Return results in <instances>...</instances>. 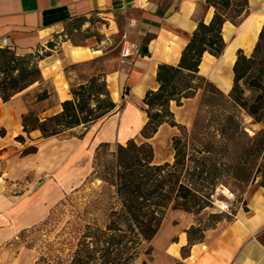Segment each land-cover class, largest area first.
I'll list each match as a JSON object with an SVG mask.
<instances>
[{"label":"trees","instance_id":"trees-1","mask_svg":"<svg viewBox=\"0 0 264 264\" xmlns=\"http://www.w3.org/2000/svg\"><path fill=\"white\" fill-rule=\"evenodd\" d=\"M230 1H209L215 14L210 24H205L204 20L198 22L190 42L182 51L179 64L159 65L157 81L160 87L155 92H147L144 97L147 121L143 125L141 137L145 141L138 143L135 139H130L126 144H116L114 150L112 144L101 143L95 150L93 167L98 168L96 173H100L103 182L114 189L109 210L103 214V223L96 220L85 221L88 211L81 212L79 215L82 216L77 217L69 232V253L66 254L63 249L60 254L48 250L36 264H134L153 249L149 247L147 250L146 245H151V241L161 230L167 212L175 209L187 213H193L194 209L203 210L211 203L218 185L216 181L220 177L249 184L261 180L259 185L264 186V130L254 133L250 138L252 146L247 152L253 166L260 159L254 172L241 166L243 157L236 165L224 164L225 169L221 170L217 166V158L214 157L217 149L212 142L201 149L193 148L194 154L189 157L187 145L182 144L179 138H174L173 164H157L153 146L148 141L157 135L163 124L178 126L175 113L170 108L171 102L175 101L181 106L183 100L193 98L202 88L201 85L194 86L196 81L205 83L209 88L207 103H217L220 96L232 108L244 109L256 124L264 122V27L251 57L240 50L234 65L235 86L228 96L199 74V65L206 53L214 56L223 54L225 41L222 30L225 22L237 23L227 13ZM240 8L236 12L237 18L247 11V0ZM28 57L17 56L10 47H0V95L3 102H9L12 97L41 79L39 61L44 57L38 58V64L31 63ZM243 80H247L249 90L257 94L251 103L241 85ZM71 95V99L62 103L61 112L53 116L40 119L31 111L23 115V132L31 135L34 131H39L43 138H53L75 128H88L87 126L112 115L118 108L117 103L111 99L105 75L93 76L73 88ZM45 97L47 94L41 95L38 101ZM123 108L124 105L119 107ZM228 124L229 128L223 131L226 133L229 129L233 130L231 138L238 132L246 134L234 115H229ZM6 135V130L2 128L0 137ZM16 140L25 143L23 135L17 136ZM37 152L38 147L31 146L22 155L28 156ZM223 152L230 154L227 146H224ZM102 205L104 202L97 199L94 203L86 204L85 209H98ZM51 220L52 218L40 227H32L31 230L20 233L27 241L28 248H32L34 244V241L31 242L32 236L50 225ZM198 230L199 228L190 230V242H193V231ZM259 238L264 244V231ZM142 264L150 263L144 260Z\"/></svg>","mask_w":264,"mask_h":264},{"label":"crops","instance_id":"crops-1","mask_svg":"<svg viewBox=\"0 0 264 264\" xmlns=\"http://www.w3.org/2000/svg\"><path fill=\"white\" fill-rule=\"evenodd\" d=\"M247 7L237 23L225 22L223 54L206 53L199 65V74L226 96L235 86L234 65L240 50L251 57L264 27V0H247ZM112 13L128 14L137 28L132 45L123 50L129 55L122 53L119 92L126 101L122 98L123 109L117 108L118 112L84 129V146L75 153L73 161L94 152L101 143L126 144L130 139L141 137L147 113L138 110V106L144 104L147 92L159 89V65L177 66L198 22L204 20L210 24L215 9L211 6L201 9L199 0H0V44L5 41L22 55L32 53L53 35L64 32L73 20ZM61 50L39 61L42 74L39 82L9 102H3L0 96V128L9 129L8 122L13 123V128L16 119L26 115L30 106H38L42 119L61 112L62 103L72 98V88L88 80L76 81L69 68L96 61L100 51L68 45ZM44 89L47 97L38 101L39 94L46 92ZM170 108L175 113L173 102ZM253 129L264 130V122H253ZM33 133L41 135L39 131ZM7 135L0 137V149ZM42 145L37 146L36 154L24 158H42ZM86 146H90L89 150ZM248 194L246 205L238 209L231 222L205 231L198 241H189L190 230L197 228L193 214L178 209L167 212L161 230L151 241L153 252L149 263L264 264V244L259 238L264 231V186ZM39 195L43 196L39 193L35 197L40 198Z\"/></svg>","mask_w":264,"mask_h":264},{"label":"rangeland","instance_id":"rangeland-1","mask_svg":"<svg viewBox=\"0 0 264 264\" xmlns=\"http://www.w3.org/2000/svg\"><path fill=\"white\" fill-rule=\"evenodd\" d=\"M209 1L222 2V0H199L201 9L209 7ZM245 1H230L227 10L229 18L235 22L240 20L242 16L237 18L236 12L241 9ZM130 19L131 17L126 13H112L109 16L94 14L69 22L64 32L53 35L52 39L43 43L44 46L39 45L32 53L22 55L14 47L10 48L17 56L27 55L28 60L36 64L38 58L53 52H61V49L67 45L74 48L84 47L91 51L99 50L100 52L96 54L99 58L96 61L72 66L69 68V73L81 83L93 76L105 75L111 99L115 100L119 108L124 102L123 99L126 101L125 97H120L119 92L122 88L120 76L122 53L126 46L132 45L137 30ZM246 82L247 80H243L241 85L247 100L251 103L257 94L249 90ZM198 85L202 86L200 91L196 92L193 98L183 100L181 106L173 101V111L178 126L165 124L157 135L148 140L154 149L155 163L173 164L174 138H179L182 144L187 145L189 157L194 154L193 148L201 149L212 142L217 149L214 157L217 158V166L221 170L225 169L224 164L236 165L243 157L241 166L254 172L260 159L257 165L253 166L247 151L252 146L250 138L260 130L253 129L252 117L244 109L232 108L230 103L220 96L217 103H207L209 88L205 83L196 81L194 86ZM44 90L46 92H41L38 97L47 94V90ZM115 92L118 94L117 97ZM29 109V112H34L40 117L41 111L38 106L34 108L30 106ZM138 110H144L143 102L138 106ZM116 111L118 112L117 109ZM230 114L236 117L246 134L238 132L231 138L233 130L229 129L224 133L223 130L230 126L228 124ZM12 124L8 122L10 128ZM10 128H4L9 134L7 133V138L2 140L4 147L0 149V264H36V261L48 250L60 254L63 249L68 254L69 232L77 217L82 216L79 214L88 211L85 221L96 220L102 224L105 218L103 214L105 211L108 212L114 193V189L103 182L100 173H96L99 171L98 168L93 167L96 149L73 161L75 153L77 154L84 146L82 138L84 127L47 139H43L42 134L37 133L26 135L23 132L21 118H17L13 128ZM20 135L25 137L24 144L16 140ZM135 139L138 143L145 141L140 136ZM42 143L40 155L42 158L36 160L24 158L25 156L22 155L24 150L31 146H40ZM90 146L86 148L89 150ZM224 146L228 147L230 154L223 152ZM115 147L116 144H112V150ZM260 181L249 184L227 177L217 179L218 185L211 203L203 210L194 209L193 213L189 212L195 216L196 226L199 228L198 231H193L192 240L198 241L203 238L205 231L216 228L219 224L231 222L238 209L244 206L249 196L248 192L260 186ZM39 193L43 196L39 195L40 198H36ZM97 199L104 202L102 207L85 209L86 204L94 203ZM50 218H52L50 225L32 236L31 242L34 241V244L32 248H28L27 241L20 233L23 230H31L32 227H40ZM149 247L152 248V244L146 245L147 250ZM152 250H149V254L142 255L134 264H142L144 260L149 263Z\"/></svg>","mask_w":264,"mask_h":264},{"label":"built area","instance_id":"built-area-1","mask_svg":"<svg viewBox=\"0 0 264 264\" xmlns=\"http://www.w3.org/2000/svg\"><path fill=\"white\" fill-rule=\"evenodd\" d=\"M0 47H8V46H7L6 42L4 41L2 44H0ZM127 55H129V53H128V51H125L123 53V56H127Z\"/></svg>","mask_w":264,"mask_h":264}]
</instances>
